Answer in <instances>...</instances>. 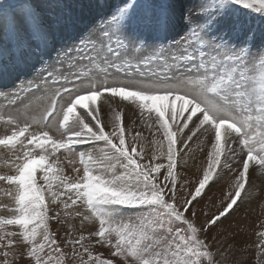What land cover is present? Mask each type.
Returning <instances> with one entry per match:
<instances>
[{"label":"snow or ice","instance_id":"1","mask_svg":"<svg viewBox=\"0 0 264 264\" xmlns=\"http://www.w3.org/2000/svg\"><path fill=\"white\" fill-rule=\"evenodd\" d=\"M0 39V79L40 64L38 79L0 91L13 97L0 110L12 169L0 174L11 200L0 203V264L17 245L30 264H115L92 237L122 264H217L209 228L250 196V167L264 174V0H123L59 46L35 6L0 2ZM194 137L207 163L194 190H178ZM225 169L234 190L198 226L193 202ZM62 214L98 225L66 232L68 254L50 227Z\"/></svg>","mask_w":264,"mask_h":264},{"label":"rangeland","instance_id":"2","mask_svg":"<svg viewBox=\"0 0 264 264\" xmlns=\"http://www.w3.org/2000/svg\"><path fill=\"white\" fill-rule=\"evenodd\" d=\"M0 2H11L17 4L18 6H35L36 9L42 13L44 22L57 30V35L58 37H60L57 45L59 46L60 43H64L66 40L74 41L75 37L83 32L89 24L97 21V18L99 16L111 12L116 6L120 5L123 0H117L114 4L115 6L112 4L104 5L102 9L95 6L97 3L92 1L89 2L88 0H0ZM67 20L75 21V23L67 25ZM3 42V39H0V43ZM50 55L54 59L56 56V52L52 51ZM23 72L24 73L21 74V77L19 76V72L5 75L2 79H0V90H9L14 88L16 85H19L23 88L24 84L21 82L38 79L40 64L36 61H33L32 66L26 68ZM32 75L34 76L32 77ZM9 96L8 99L0 100V109H5L6 106L13 107V105L10 103V101L13 100V97L10 99ZM24 102L27 101L25 100ZM38 104L39 102H33L32 105L33 107L35 106L34 108H36V110H32L31 108L30 111L32 113H38L40 111V107ZM15 106L22 107V103L17 101ZM133 111L134 109L131 107L125 109L126 123L127 119L130 117L128 112H131L132 116ZM137 130L143 131L146 138L144 141L145 143H147V141L151 139V135L146 128H139ZM3 132L4 127L3 125H0V135H2ZM196 143V138L194 137L193 141L190 142L189 145V147L192 148L193 151L189 153L187 157V163H184V161H180L178 163L177 171L180 177V182H178L177 184L178 190L184 180L192 181V183L186 185L185 188L194 190L195 184L193 183L197 180V177L201 175L203 167L206 166L207 160H203L201 157L202 155H205V152L208 149L205 147L204 151H200L196 147ZM233 147H235V145H233ZM187 151L188 150L185 149V152ZM58 155L63 156V153H58ZM9 158V153H7V151L4 149H0V174H12V169L8 164ZM235 168L236 165L233 164V171L235 170ZM252 170H255V166L250 167V172ZM71 171L72 170L69 168V165H66L65 174L71 176L73 174V172L71 174ZM219 172L220 170H218V173ZM250 172L249 184L246 185L245 192L247 191V189V193L255 191L257 199L260 200V196H262L263 199L264 174L253 173L251 175ZM224 173L226 174L223 175L232 174V172H229L227 169L224 170ZM217 185L218 184L215 183L214 179L213 181H210L201 197L197 198L199 200V203L197 204L195 201L193 202V204L195 205L197 217H203L205 221L211 218L213 214H218L219 210H221L227 203V199H224V197H220L219 193H215ZM231 185L233 191L234 186L232 182ZM8 187L9 186L5 182H0V203L2 204H11L10 198L7 197L2 191L3 189ZM244 195L245 194H242V199H244ZM214 199H216V201L214 202V204H212V201ZM256 205L257 206L255 208V204L250 206V204L247 203L246 208H244L243 206H240V202L238 201L237 206H239V210H237V206H234V215L232 213H229L227 217L221 218V220L223 221L222 223L218 221V227L212 226L211 228H209L206 238L207 242L211 245L212 251L215 253V260L217 264H264V236L260 235V233L263 231L259 230V228L262 227L263 219L261 218V214L264 212V207H262L260 203L257 204V202ZM205 213H207V215H205ZM0 214L8 215L7 211H4ZM62 219L65 220V223H59L58 221L53 220L50 221V227L52 232L55 233L56 239L60 242V246L65 254L70 253L72 250L70 246H66L65 244L66 232H71L73 236H78L82 231L83 234L87 236L90 232L95 231L98 228V225L96 223L88 224L86 222L84 228L81 229L79 217L65 218L62 214ZM69 220H71V222H69ZM226 221L228 224L226 225L227 232L225 226ZM73 223H75L76 226ZM197 225L200 226V224L198 223ZM250 229H252L253 231ZM249 230L251 231L252 236L257 235V237L253 236V238H246L244 236V243H238L235 234ZM217 235H219V239ZM213 237H215V239H212ZM96 239L98 238L92 237V243L94 244L92 251L94 253H102L105 258H112L115 261V264H122L119 258L111 256L112 250L109 247L101 244H95ZM232 241H235V243L232 247L229 248L227 245ZM88 243L89 241L86 240L85 244ZM22 248V245H17L14 249L10 250L17 252L18 258L13 260V264H30L29 260L26 257L19 256V252ZM54 255L59 256V254ZM3 259L4 258L0 256V262H2ZM64 264H74V261L70 256L66 255Z\"/></svg>","mask_w":264,"mask_h":264},{"label":"bare ground","instance_id":"3","mask_svg":"<svg viewBox=\"0 0 264 264\" xmlns=\"http://www.w3.org/2000/svg\"><path fill=\"white\" fill-rule=\"evenodd\" d=\"M10 97V96H9ZM35 105V104H34ZM39 105V104H38ZM35 107V106H34ZM33 107V105H32V110H36V108H34ZM0 110H3L2 108L0 109ZM128 114L130 115V117L127 119V121L130 119V118H132V116H131V112H128ZM203 160H206V156L205 155H202V157H201ZM69 168L72 170V167H71V165H69ZM204 168V167H203ZM253 173H257L255 170H252L251 172H250V174L252 175ZM71 174H72V171H71ZM221 173L219 172L218 173V176L220 175ZM73 175V174H72ZM233 179H234V176H233V174H227V175H223V178H220V180H219V177H214V180H215V183H217L218 185L216 186V190H215V193L216 194H218L219 193V195H220V197H224V199H227V193L229 192V191H232V185H231V182L233 181ZM193 184H195V181H194V183ZM191 186H192V184H191ZM247 191H248V189H247ZM247 191H246V193H247ZM260 198V200H258L257 199V197H256V192L254 191V192H251V194H250V196H248L247 198H245V195H244V199H242V200H244V203H243V207L244 208H246V204L247 203H249L250 204V206L251 205H254L255 204V208H256V202H257V204H259L260 203V205L262 206V207H264V198L262 199V196H260L259 197ZM254 200H255V203H254ZM216 201V199H214L213 201H212V204H214V202ZM246 202V203H245ZM261 218L263 219V221H262V227H260L259 228V230H262L263 232H264V212L261 214ZM72 220V219H71ZM71 220H69V222H71ZM196 222L198 223V224H200V225H203L204 223H205V219L203 218V217H197L196 216ZM75 226H76V224L75 223H73ZM73 225V226H74ZM226 225H228L227 224V221L225 222V226ZM66 226V225H65ZM250 230H252V229H250ZM243 231L242 233H237V234H235V237H236V239H237V242L238 243H240V244H243L244 243V241H245V238H244V236L246 237V238H253V236L254 237H257V235H251V231ZM253 231V230H252ZM226 232H227V226H226ZM218 236V239H219V235H217ZM264 238V237H263ZM263 238H261V239H263ZM242 246V245H241Z\"/></svg>","mask_w":264,"mask_h":264}]
</instances>
